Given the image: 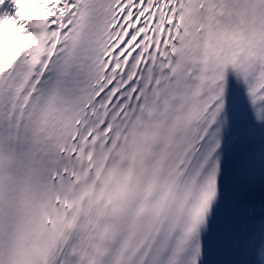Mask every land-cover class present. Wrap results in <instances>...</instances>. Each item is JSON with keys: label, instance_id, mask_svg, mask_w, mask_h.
I'll return each instance as SVG.
<instances>
[{"label": "snow or ice", "instance_id": "snow-or-ice-1", "mask_svg": "<svg viewBox=\"0 0 264 264\" xmlns=\"http://www.w3.org/2000/svg\"><path fill=\"white\" fill-rule=\"evenodd\" d=\"M0 264H264V0H0Z\"/></svg>", "mask_w": 264, "mask_h": 264}]
</instances>
